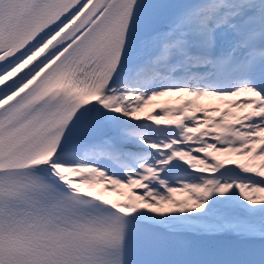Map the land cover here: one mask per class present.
<instances>
[{"label": "snow or ice", "instance_id": "6c2138e0", "mask_svg": "<svg viewBox=\"0 0 264 264\" xmlns=\"http://www.w3.org/2000/svg\"><path fill=\"white\" fill-rule=\"evenodd\" d=\"M0 264H264V0H0Z\"/></svg>", "mask_w": 264, "mask_h": 264}, {"label": "rangeland", "instance_id": "374dc122", "mask_svg": "<svg viewBox=\"0 0 264 264\" xmlns=\"http://www.w3.org/2000/svg\"><path fill=\"white\" fill-rule=\"evenodd\" d=\"M207 103H211V101L210 100H207L206 102H204V103H202V104H204V105H206ZM210 106H214L213 104H210ZM150 109L151 108H149V109H146V111H145V113L144 114H147V112H149L150 111ZM181 197H177V199H180Z\"/></svg>", "mask_w": 264, "mask_h": 264}, {"label": "bare ground", "instance_id": "6f19581e", "mask_svg": "<svg viewBox=\"0 0 264 264\" xmlns=\"http://www.w3.org/2000/svg\"><path fill=\"white\" fill-rule=\"evenodd\" d=\"M212 101H213V103L215 102V100H214V99H212ZM113 198H117V197H113Z\"/></svg>", "mask_w": 264, "mask_h": 264}]
</instances>
